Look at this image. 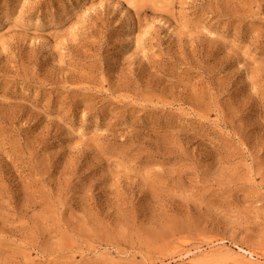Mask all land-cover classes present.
Listing matches in <instances>:
<instances>
[{"label":"rangeland","instance_id":"rangeland-1","mask_svg":"<svg viewBox=\"0 0 264 264\" xmlns=\"http://www.w3.org/2000/svg\"><path fill=\"white\" fill-rule=\"evenodd\" d=\"M0 264H264V0H0Z\"/></svg>","mask_w":264,"mask_h":264},{"label":"bare ground","instance_id":"bare-ground-1","mask_svg":"<svg viewBox=\"0 0 264 264\" xmlns=\"http://www.w3.org/2000/svg\"><path fill=\"white\" fill-rule=\"evenodd\" d=\"M200 250V249H199ZM201 251V250H200ZM200 251H198V252H200ZM242 251H244V250H242ZM191 253V252H190ZM246 253H247V251H246ZM189 254V253H188ZM204 254V253H203ZM190 255V254H189ZM253 254H251V256H252ZM207 257V256H206ZM211 257V256H210ZM223 257H225V256H223ZM245 257V256H244ZM253 257V256H252ZM229 257H226V260L228 259ZM253 259V258H252ZM231 260V259H230ZM251 260V259H250ZM212 261V260H211ZM210 261V262H211ZM227 261H229V260H227ZM235 262V261H234ZM253 262V261H252ZM256 263V262H255Z\"/></svg>","mask_w":264,"mask_h":264}]
</instances>
